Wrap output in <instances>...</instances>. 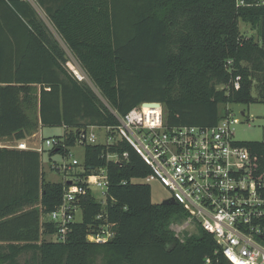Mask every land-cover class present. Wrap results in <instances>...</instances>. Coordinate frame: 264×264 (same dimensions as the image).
Here are the masks:
<instances>
[{"label": "trees", "instance_id": "16d2710c", "mask_svg": "<svg viewBox=\"0 0 264 264\" xmlns=\"http://www.w3.org/2000/svg\"><path fill=\"white\" fill-rule=\"evenodd\" d=\"M34 2L0 0V140L11 142L0 146V264H204L207 257L227 264L203 228L175 234L170 225L185 210L152 201L150 183L141 181L150 169L127 142L80 136L118 125L141 102L162 103L166 124L202 127L216 125L227 104L264 102V0ZM67 49L87 79L70 69ZM40 126L65 130L51 137L50 156L83 147L79 178L100 168L108 177L105 202L88 189L82 221L65 241L47 239L57 226L42 217L62 203L70 181L47 180L43 151L16 147ZM240 143L250 151V173L264 176V143ZM105 224L114 236L89 241Z\"/></svg>", "mask_w": 264, "mask_h": 264}, {"label": "built area", "instance_id": "2783aa9c", "mask_svg": "<svg viewBox=\"0 0 264 264\" xmlns=\"http://www.w3.org/2000/svg\"><path fill=\"white\" fill-rule=\"evenodd\" d=\"M74 74L79 80L87 79L82 69ZM234 86L240 87L239 78ZM147 103L141 102L119 117L118 125L104 127V141H99L90 130L81 133L80 139L89 143L127 142L150 169V174L141 181L163 186L185 210L193 228H203L213 235L218 245L215 253L227 264H264V176L250 173V151L234 140L235 121L231 114L227 113L214 126L169 125L162 103L156 106ZM46 141L50 147L55 144L54 138ZM16 147L31 148L25 140ZM110 157L120 158L117 154ZM122 157H128V152ZM77 164L79 161L73 159L70 166L59 168L68 170ZM93 175H97L95 185L89 180ZM67 180L70 182L64 189L62 203L48 214V219L57 226L56 234L51 236L57 241L67 239L70 225L76 222L80 200L88 189L104 190L105 200L108 190L104 168L85 179ZM114 234L105 224L87 238L106 242ZM220 263L219 258L207 257L204 264Z\"/></svg>", "mask_w": 264, "mask_h": 264}, {"label": "rangeland", "instance_id": "374dc122", "mask_svg": "<svg viewBox=\"0 0 264 264\" xmlns=\"http://www.w3.org/2000/svg\"><path fill=\"white\" fill-rule=\"evenodd\" d=\"M35 3V2H34ZM37 6V4L35 3ZM39 7V6H37ZM43 14V13H42ZM45 18V16L43 15ZM46 19V18H45ZM240 28L243 32L247 33V35L257 36V30L254 29L250 24L240 21ZM55 32V31H54ZM68 54L70 56V61L68 62V66L72 71H80L81 66L79 62L73 57L71 52L67 49ZM254 96H257L256 89L252 91ZM227 112L231 114L234 119V123L232 124V128L234 131L233 138L235 141L243 142V141H264V102L261 100H256L253 103H231L226 105ZM244 112V114L242 113ZM91 132H95L99 138V141H104V129L98 128L93 129ZM63 129L60 127H44L42 132H39L36 137L31 138L28 143L31 148H43L42 152V166L46 175V179L54 182L65 181L68 178L77 179V175L82 172L83 167V159H84V149L81 145H77L70 149L69 153L64 156L61 154H53L50 156L47 139L51 137L62 135ZM27 140V139H26ZM11 142L5 141V144H10ZM17 143V142H16ZM73 159L79 161V164L73 166V168L68 170H63L59 168L60 166H70ZM97 175H93L90 177L91 185H95V179ZM152 187V201L155 203H161L165 199L170 198V193L159 183L151 182ZM95 196L101 201L105 202V194L104 190L100 188H94ZM44 218L47 220L49 216L44 215ZM83 212L81 208L76 211V221H82ZM171 229L175 232V234L184 239L186 236H190L192 234L199 233L198 228H193L186 216H177L174 218V221L170 225ZM47 239L53 240L51 236ZM28 254H23L21 256V261H24L28 258Z\"/></svg>", "mask_w": 264, "mask_h": 264}, {"label": "crops", "instance_id": "0c3cea01", "mask_svg": "<svg viewBox=\"0 0 264 264\" xmlns=\"http://www.w3.org/2000/svg\"><path fill=\"white\" fill-rule=\"evenodd\" d=\"M37 7V6H36ZM37 10L39 11V13L43 16H45V13H44V11H43V9L41 8V7H37ZM43 13V14H42ZM38 123H39V125H41V122L38 120ZM45 127V126H44ZM44 127H42V126H40V128L38 129V131L33 135V137H36L37 135H38V133L39 132H42V130H43V128ZM60 128H62L63 129V133H64V128L63 127H60ZM91 130H93V129H98V127H91L90 128ZM102 129H104V128H102ZM104 133H105V129H104ZM104 136H105V134H104ZM26 142H27V144L28 145H30L29 143H28V140H25ZM3 145H7V144H5V141L4 140H0V146H3ZM8 146V145H7ZM42 220L43 221H46V219L44 218V216L42 217ZM47 220H48V218H47Z\"/></svg>", "mask_w": 264, "mask_h": 264}, {"label": "water", "instance_id": "95a60500", "mask_svg": "<svg viewBox=\"0 0 264 264\" xmlns=\"http://www.w3.org/2000/svg\"><path fill=\"white\" fill-rule=\"evenodd\" d=\"M150 106H156L158 105V102H148ZM164 204H177L176 201L173 198H168L163 201Z\"/></svg>", "mask_w": 264, "mask_h": 264}]
</instances>
